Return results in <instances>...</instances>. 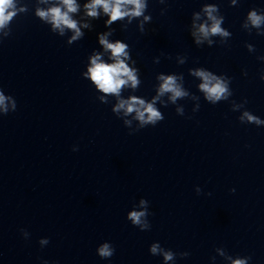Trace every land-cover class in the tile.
Instances as JSON below:
<instances>
[{
    "label": "clouds",
    "instance_id": "obj_1",
    "mask_svg": "<svg viewBox=\"0 0 264 264\" xmlns=\"http://www.w3.org/2000/svg\"><path fill=\"white\" fill-rule=\"evenodd\" d=\"M63 5V11L60 7H53L47 12H38L44 19H50L54 29H59L63 34L65 29L74 31L75 35L72 40H76L83 36L80 29L77 26V21L73 20L69 13H75L78 10L76 0H61ZM87 10V15L91 17H98V9L102 8L103 12L108 16L106 21L107 25H111L113 22L123 19L124 17H139L143 14L146 7L145 0H90V3L84 5ZM23 10V9H21ZM210 20L213 21L211 26L200 25L199 32L207 38L211 35H228L221 27V20L216 19L212 12L215 11L213 6H209L205 9ZM16 15L15 0H0V29H3ZM249 20L253 26L259 27L264 22V16H259L255 11L249 13ZM145 19H148L145 17ZM87 26V25H85ZM199 43V41H197ZM99 43L103 45L106 51L111 52L113 63L108 64L101 60L100 55H94L91 57V66L89 68V75L91 81L96 87L105 94H114L119 96L120 90L131 83L132 87H136L139 84V80L136 77L135 70L129 68L125 63V59L128 58V52L126 49L128 45L117 40L115 43H110L107 39V34L99 35ZM194 75L199 76L203 83L200 84V89L206 94L207 100L215 103L222 98H227L226 94H229L228 87L221 79L211 75L209 72L198 70ZM160 79L163 83L160 85L159 94L163 95L166 92L172 93L171 99L176 100L177 97L186 95L185 92L176 84V78L174 76H161ZM6 97L3 94V89L0 88V113L7 115L9 109L5 104ZM124 110L125 114L132 112L136 113V118L139 119L142 124L148 122L155 123L157 120L163 119L161 114L153 107V104H146L144 100L137 97H131L128 100H120L116 105L114 111L119 112ZM16 110V104L13 102L12 111ZM244 117H247L249 122L261 123L260 119L256 116H252L245 112ZM243 119V117H242ZM233 192L235 189L232 190ZM211 195V193H209ZM141 205L145 204V200H141ZM146 211H132L128 214L127 219L131 221V224L135 227L143 228L147 226ZM41 244L48 243L47 240L40 241ZM160 251L157 244H152L150 252L155 255ZM99 257L102 259H110L115 254V248L112 244L105 243L98 248ZM165 261L173 259L172 252H164ZM247 259H250L247 258ZM247 259L234 260L232 264H247ZM44 264H48L47 261Z\"/></svg>",
    "mask_w": 264,
    "mask_h": 264
}]
</instances>
